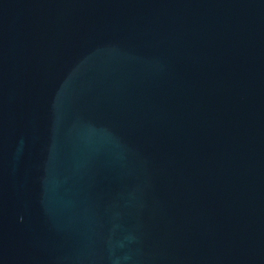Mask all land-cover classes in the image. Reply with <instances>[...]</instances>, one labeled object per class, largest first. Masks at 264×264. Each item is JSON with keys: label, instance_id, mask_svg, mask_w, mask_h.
Returning a JSON list of instances; mask_svg holds the SVG:
<instances>
[{"label": "water", "instance_id": "obj_1", "mask_svg": "<svg viewBox=\"0 0 264 264\" xmlns=\"http://www.w3.org/2000/svg\"><path fill=\"white\" fill-rule=\"evenodd\" d=\"M0 264H264V0H0Z\"/></svg>", "mask_w": 264, "mask_h": 264}]
</instances>
